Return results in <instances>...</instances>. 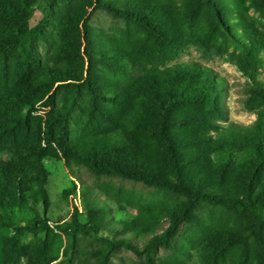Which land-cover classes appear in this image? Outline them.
Listing matches in <instances>:
<instances>
[{
    "label": "trees",
    "instance_id": "obj_1",
    "mask_svg": "<svg viewBox=\"0 0 264 264\" xmlns=\"http://www.w3.org/2000/svg\"><path fill=\"white\" fill-rule=\"evenodd\" d=\"M192 47L247 77L252 124L214 68L173 63ZM262 75L264 0H0V264H264ZM46 160L81 201L56 225Z\"/></svg>",
    "mask_w": 264,
    "mask_h": 264
},
{
    "label": "rangeland",
    "instance_id": "obj_2",
    "mask_svg": "<svg viewBox=\"0 0 264 264\" xmlns=\"http://www.w3.org/2000/svg\"><path fill=\"white\" fill-rule=\"evenodd\" d=\"M92 22L100 25H110L113 23V19L107 13L97 11L92 18ZM192 60L200 61L207 66L214 68L217 73L226 80L228 95L225 102L228 107L229 119L240 124H252L256 120V114L247 110L244 103V100L247 97V93L245 91L247 87V77L243 75L238 67L221 57H215L212 60L204 59L201 56L200 51L194 47L190 48L188 52L182 54L173 63ZM262 79L264 80V75H262ZM46 165L52 173L51 180L47 186L52 201L49 215L52 219L53 225H56V223H59L64 219H68L69 215L73 212L75 204L81 207V201L79 197L76 198L72 195L68 198L63 196L64 191L71 186L72 181V177L69 174L64 161L46 160ZM79 173L82 179L79 180L80 183L82 181L87 182L97 189H109L113 184L116 188L131 189L142 193L144 196H148L150 193L156 192V189L148 187L142 182H136L120 177H102L97 179L86 169H81ZM136 212V209L128 207L126 211L120 209L115 210V215L119 218H126L127 213ZM169 253V251L161 249L158 255H167ZM113 258L116 261L122 260L129 264H144L143 257L138 256L127 249L118 250Z\"/></svg>",
    "mask_w": 264,
    "mask_h": 264
}]
</instances>
